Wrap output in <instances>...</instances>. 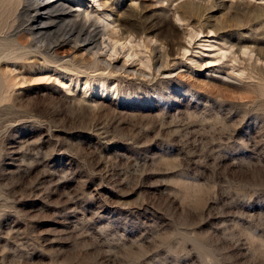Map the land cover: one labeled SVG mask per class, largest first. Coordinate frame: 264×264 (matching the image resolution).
I'll list each match as a JSON object with an SVG mask.
<instances>
[{"label":"rangeland","instance_id":"rangeland-1","mask_svg":"<svg viewBox=\"0 0 264 264\" xmlns=\"http://www.w3.org/2000/svg\"><path fill=\"white\" fill-rule=\"evenodd\" d=\"M72 1L127 69L0 0V264H264V0Z\"/></svg>","mask_w":264,"mask_h":264},{"label":"bare ground","instance_id":"bare-ground-1","mask_svg":"<svg viewBox=\"0 0 264 264\" xmlns=\"http://www.w3.org/2000/svg\"><path fill=\"white\" fill-rule=\"evenodd\" d=\"M93 1L97 2V0ZM27 4L29 8H27V10L29 14L31 13V19H33V21L29 23V25L31 26V31L34 34V37H39L41 33L47 31L51 26H56L57 24L59 25L56 26V29L60 31V34L58 36L52 35L53 38L50 42L40 43L39 39L36 41V46H34L35 52L42 53V57L44 60H53L55 62L57 60H61L63 57L68 56V54L58 58H56L55 56L56 46L64 42L65 44H68L70 46V49L72 51H82L81 54L88 57V64H91L93 66L97 65L101 70L107 69L108 71L113 72H126L127 68L124 64H121L119 66L116 63H112V60L108 61V59L106 60L99 55V50L102 49L100 48V44L103 45L104 40H101L98 35L106 34L107 37L112 40L115 37L114 29L110 28L109 26L110 18H107V16H109L108 13L98 10L96 7L91 10L87 8H81L80 5L82 3L80 1L72 0H28ZM103 5L105 4L103 3ZM98 6H102V3L99 2ZM52 29L53 28H51V30ZM124 31L126 32L127 30ZM54 32H56V30ZM81 35L83 38L80 37ZM78 37L82 39H78ZM34 39H32L33 42H35ZM118 39H120V37H118ZM114 45L115 44L111 45L112 49H116ZM21 46L24 47V45ZM114 53H116V50L114 51ZM134 54L135 52H132V55ZM109 56H111V54H109ZM61 63L64 66H67V63L71 65L74 63V61L72 60V58H65L61 60ZM62 71L63 73L68 74L66 70ZM130 71H132V69ZM69 78L72 80L74 79L77 83L80 82V78L77 75H72L68 77V79ZM84 82L86 83L87 87L92 85V88H90L89 90L91 93L94 92V94L101 95L102 93L107 91V88L100 80H96L95 83L92 82L93 84L88 83L87 79H85Z\"/></svg>","mask_w":264,"mask_h":264}]
</instances>
